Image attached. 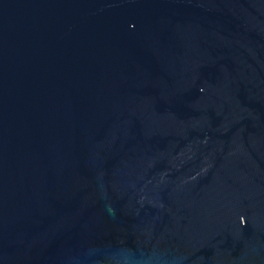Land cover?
I'll return each mask as SVG.
<instances>
[{"label": "water", "instance_id": "water-1", "mask_svg": "<svg viewBox=\"0 0 264 264\" xmlns=\"http://www.w3.org/2000/svg\"><path fill=\"white\" fill-rule=\"evenodd\" d=\"M0 264H264V0H0Z\"/></svg>", "mask_w": 264, "mask_h": 264}]
</instances>
